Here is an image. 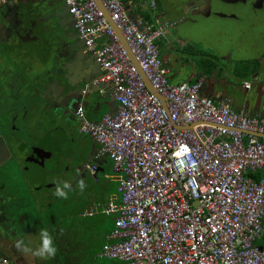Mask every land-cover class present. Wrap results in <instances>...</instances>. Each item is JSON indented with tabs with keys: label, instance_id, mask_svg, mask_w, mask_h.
Here are the masks:
<instances>
[{
	"label": "built area",
	"instance_id": "built-area-1",
	"mask_svg": "<svg viewBox=\"0 0 264 264\" xmlns=\"http://www.w3.org/2000/svg\"><path fill=\"white\" fill-rule=\"evenodd\" d=\"M98 2L104 11L94 0H61L100 72L82 95L110 89L116 106L94 123L82 106L76 110L79 133L97 147L84 171L95 176L96 161L108 157L118 185V197L101 211L113 228L97 258L124 264H264V249L255 245L263 231L264 178L254 179L264 171V116H247L225 100L204 96L201 77L168 81L160 42L169 40L176 21H133L122 0ZM157 2L148 0L153 13ZM97 211L90 206L82 216ZM0 264L10 261L0 254Z\"/></svg>",
	"mask_w": 264,
	"mask_h": 264
},
{
	"label": "flooded vegetation",
	"instance_id": "flooded-vegetation-1",
	"mask_svg": "<svg viewBox=\"0 0 264 264\" xmlns=\"http://www.w3.org/2000/svg\"><path fill=\"white\" fill-rule=\"evenodd\" d=\"M188 1H197L196 10L204 12L201 14L204 20L195 23L186 16L182 21L183 27L176 28L181 30V37L188 40L189 33L204 34L207 21L217 19L219 23L218 19L229 12L235 13L240 33L245 37L248 35L246 47L262 43L264 47V39H260V36L264 37V0H182L177 3L168 0L166 2L170 5L163 7L164 15L167 18L178 17L182 4ZM61 5L60 0H7L0 5V139L8 153L0 163V221L5 220L11 204L15 206L17 217V229L10 230L12 238L0 237V254L10 264H21L25 256V252L16 247L21 241L17 226L22 222V194L30 198L37 211L43 200L48 201L49 198L47 186L45 192L40 186L42 180L50 177L55 182L61 178L58 165L48 167L45 164V157L49 155L45 152V128L41 121H45V115L50 116L58 131L62 132V126H68L70 131L76 133L78 130L79 133L77 108L82 106L84 115H87L81 88L82 81L90 75H86L82 68L85 59L80 61L77 55L72 64L71 43L57 28L56 16ZM72 32L76 34L74 30ZM50 36L54 40L51 59L46 42ZM6 56L10 58L9 66H6ZM50 60L52 63L45 72V63ZM32 62L36 68L34 73L29 72ZM90 62L92 64L93 61ZM67 89H70L69 95ZM5 121L8 123L3 126ZM14 145L23 151V157L15 152ZM91 158L89 154L83 166ZM10 163L16 165L12 168L17 171L15 177H19L15 188L14 184H9L10 174L6 173ZM83 166L79 175L67 174L71 187L86 173Z\"/></svg>",
	"mask_w": 264,
	"mask_h": 264
},
{
	"label": "rangeland",
	"instance_id": "rangeland-1",
	"mask_svg": "<svg viewBox=\"0 0 264 264\" xmlns=\"http://www.w3.org/2000/svg\"><path fill=\"white\" fill-rule=\"evenodd\" d=\"M160 7L159 0L156 4L157 12L158 10L160 12ZM235 16V13L226 12L225 19H218L219 23H217V19L207 21L205 24L207 32L204 34L189 33L187 42L179 39L178 35L175 36L173 33L172 42L174 46L178 45L180 48L178 47V50L175 51L166 44H161L159 51L161 58L167 57L166 59H168L175 55L174 57L177 59H183L191 65V67H186V70L183 69L184 72L194 69L196 73L200 72L198 61L211 60L214 64L216 63L217 70L221 71V76L235 84V86L227 87L228 89H223L227 85H224L222 80L219 81L220 93L222 90L228 93L233 90V94L237 93L238 84L242 87L243 80L253 82L254 76L251 74V66L252 64H259L260 59L264 57V47H262L263 43L251 48L246 47L248 35L243 36L237 29L238 21ZM260 39L263 40L264 37L260 36ZM46 42L49 45V58L51 59L54 56L52 51L54 40L50 36ZM183 49L186 50L182 52ZM5 62L6 66H9L10 58L8 56H6ZM50 63H52L51 60L48 64L45 63V72ZM35 71V64L32 62L29 72L34 73ZM256 86L254 84L251 87L255 88ZM245 96L246 101H249L247 99L248 92ZM84 103L88 109V114H90L89 117L93 120H101L108 112L109 99L99 97L96 92H92L88 98H85ZM41 122L45 128V152L49 155L45 157V164L48 167L58 165L61 178L55 182H52L50 177L42 180L40 186H43L44 192L47 186L49 198L48 201L43 200L37 211L34 210V205L28 196L23 199L21 203L23 209L21 212L22 222L17 226L18 235L23 246L35 250L41 243L40 230L46 228L54 238L58 253L54 259L42 260L32 255L31 251L25 252L27 255H31L29 264H124L117 260H100L96 257L104 243L106 234L111 231L113 223L112 218L101 214L102 208L110 198L118 196L116 174L113 173L111 161L108 157H104L102 167L100 171L96 172L94 178L86 173L80 177L86 184L83 192L78 188L77 182L68 192V199L56 197L54 192L57 182L61 184L65 181L70 183L67 181L69 180L67 174L79 175V169L81 170L84 161L91 153L92 141L87 135L78 133V130L76 133L70 131L68 126H62V132L58 131L50 116L45 115V121ZM7 123L8 121H5L3 126ZM13 148L19 156H24L20 148L15 145ZM9 166L6 173L10 174L8 175L11 178L9 184H14L13 188H15L19 177H15L17 171L12 167L16 165L10 163ZM13 179L14 181H12ZM90 206L97 207V213L92 218L80 216L81 211ZM11 207L14 208V205L11 204ZM262 223L261 243L264 241V218Z\"/></svg>",
	"mask_w": 264,
	"mask_h": 264
},
{
	"label": "crops",
	"instance_id": "crops-1",
	"mask_svg": "<svg viewBox=\"0 0 264 264\" xmlns=\"http://www.w3.org/2000/svg\"><path fill=\"white\" fill-rule=\"evenodd\" d=\"M60 2H61V0H60ZM122 3L125 4V7H126L129 14L134 15L137 18H141L150 24L154 23L153 17L154 18H161L162 20H167L169 18H170L169 20L176 19V17L171 16V17L167 18L164 15V13H163L164 8L163 7L165 5H170V3L168 4L166 1L164 3V0H160L161 10H160V12H159V10L157 12V9H156V11L154 12L155 14L153 13V11L150 10V8L148 6V0H122ZM63 8H64V6L61 5V8H59V10L63 9ZM59 12L60 11H58L57 16H58ZM236 20H237V18H236ZM56 21H57V25H58L57 28L61 34H64L67 36H71L73 34V32H72L73 31L72 19L71 18L64 16L63 21H62L61 18L59 19L57 17ZM62 25H64V28L66 29V31H62V29H61ZM173 33L175 34V36L178 35L179 39H183V40H185V42H187L185 37L180 36V35H182L181 30L178 31V30H176V28H174L173 31H171L169 33V40L165 41V42H160V45L166 44L167 46H169L170 49H173L176 51V50H178V47L180 48V46H178V45L174 46V44L172 42V34ZM64 35H63V37H64ZM179 41L181 42V40H179ZM174 56L172 55V57L170 56L168 59H166L167 57L165 59L161 58L165 64V66L170 70V74L168 76V81L171 84H179L182 82H192V81L197 80L199 77H201L204 80V86L202 89V94L204 96L212 98L215 102H220L222 100L227 101L230 108L235 112H243L247 116H254V115L264 116V61L262 60V58L260 59L259 64H256V65L252 64V66H251V68H252L251 74H253L254 79H253V82H251V83L249 82L250 88L248 90H245L243 88V82H247L246 80H243L242 81V87L240 84H238L237 93L233 94L232 93L233 90L229 91L230 93L222 90L220 93L219 88H221V86H218L219 81L222 80L221 82H223L224 85H227L223 89H228L227 87H229L230 85L235 86V84H232V82H230V80L222 77L221 71L220 70L218 71L217 68L210 76L204 75L203 73H201V71L199 73H196L194 69H191V71H185L184 72V70H186V67H188V66L191 67V65H189L187 62H185L183 59H177ZM169 64L172 65V67H170ZM91 65H92V70H93L91 74L96 75V73H99V71L97 70V68L95 67V64L93 62ZM174 68H176V69H174ZM87 83L88 82L82 83L81 92L84 89L85 84H87ZM254 84L257 86L255 88H252L251 86ZM89 91H90L89 95L92 92H96L99 97H101L103 99H105V98L109 99L108 112L106 114H108V113L112 114L115 112L116 106H115V103L112 99L110 89H107V91L105 92L104 95H99L96 89H90ZM246 92H248L247 99L249 101H246V98H245ZM89 115L90 114H88V112H87V115H85V118L87 121H89L91 123L98 122V120L91 119L89 117ZM91 143H92V146H94V149H92V151H94V153H95L96 148H97L96 143L95 144L93 142H91ZM90 155H91V153H90ZM102 159L99 161H96L98 171H100V169L102 167ZM257 175H259V178H261V177L264 178V171H259L255 176H257ZM92 177H94V176H92ZM116 183H117V180H116ZM24 195L25 194L23 193L22 199L26 197ZM117 197L118 196H113L112 198H117ZM21 207H22V205L20 203V209H21ZM87 208H89V207H87ZM87 208H85V209H87ZM85 209H83L81 211L80 216H82V212ZM14 211H15V206H14V208H12L10 205L9 210H7L5 220L2 222L0 221V237H2L4 239H11L12 235H11L10 230H12V228H16L17 217L15 216ZM22 211H23V209H22ZM24 214L27 215V213H24ZM92 217H83V218H92ZM261 238L262 237H260L256 241L255 245L261 249H264V241L261 243ZM104 243H105V238H104ZM104 243L102 244V246L104 245ZM99 251H98V253H99ZM98 253H97V255H98ZM97 255H96V257H97ZM30 257H31V255H27L25 253V256L23 257L21 264H29V262H31ZM100 260H105V259H100Z\"/></svg>",
	"mask_w": 264,
	"mask_h": 264
},
{
	"label": "water",
	"instance_id": "water-1",
	"mask_svg": "<svg viewBox=\"0 0 264 264\" xmlns=\"http://www.w3.org/2000/svg\"><path fill=\"white\" fill-rule=\"evenodd\" d=\"M94 1L96 2L97 6L102 11H104L103 10V6L98 2V0H94ZM165 1H168V0H164V3H165ZM181 1L182 0H173V3H177V2H181ZM196 2L197 1H193V2L188 1L187 3H183L182 4V7L183 8L181 9V12H180L179 16L176 17V19L171 20V21H176L177 22V26L182 25V27L184 25V22H182V21L185 19L186 16H189V21H192V22H195V23L202 22L204 20V18H203L204 15H201V14H204V12L201 13V12H198L196 10L197 9L196 6H195L196 5ZM123 5L125 6V4H123ZM125 9H126V7H125ZM59 11L60 12H59V14H58L57 17L59 19L61 18L62 21H63V17L64 16L71 18L70 15L68 14V10H67L66 7H64L63 9H60ZM126 11H127V9H126ZM105 17L107 18V16H105ZM129 17L133 21H135L137 19V17H135L134 15H131V14H129ZM205 17H206V15H205ZM223 18L225 19L224 16H223ZM169 19H167V20L169 21ZM109 24L113 27L112 23L109 22ZM177 26H176V28H177ZM72 28H73V26H72ZM61 29H62V31H66V29L64 28V25H62ZM114 30L116 32V35L119 38L120 43L122 44V46L124 47V49L128 52L129 57L131 58L132 63L133 64H136L135 63V59L132 56V54H131V52L129 50V47L124 42L121 33L119 31H117L115 28H114ZM65 38L71 43V46L69 47V51H72L73 52V55H74V56L72 55L73 57L70 58L72 60V64L76 60L75 57L77 55L79 56L80 61L82 59H85L84 66L82 65V68H84V73L86 75H89L90 74L91 76L88 79H86L85 81H83V83L89 82L92 79H94L95 77L99 76L100 75V72L99 73H96V75L91 74L93 70H92V65H91L90 60L93 61V63L95 64V67L97 68V70H98V65L95 63L94 57L91 55V53L85 51V47H84V44H83V40L79 39L76 34H72L71 36L65 35ZM68 72H70L69 69H68ZM146 86L149 89V91L152 92V90H151V88H150V86H149L148 83H146ZM67 92H68V95H69L70 94V89H67ZM89 93H90V91L86 95H84V100H85V98H87L89 96ZM257 137L263 138L262 136H257ZM90 140L92 141V139H90ZM92 149H94V146H92ZM6 150L7 149H6V147H5L2 139H0V163L3 162L4 158L8 155V153H7ZM93 153H94V151H91V155H93Z\"/></svg>",
	"mask_w": 264,
	"mask_h": 264
},
{
	"label": "clouds",
	"instance_id": "clouds-1",
	"mask_svg": "<svg viewBox=\"0 0 264 264\" xmlns=\"http://www.w3.org/2000/svg\"><path fill=\"white\" fill-rule=\"evenodd\" d=\"M80 115H83L82 111ZM86 184L83 179L78 181V188L81 192L85 189ZM71 190V184L68 182H63V184L57 182L55 187L54 195L60 199H68V192ZM40 246L35 250L29 249L23 246L22 241H18L16 247L19 251L23 252H32V255L42 260L54 259L58 253V248L54 244V238L48 231V229L44 228L40 230ZM167 264V262H166Z\"/></svg>",
	"mask_w": 264,
	"mask_h": 264
},
{
	"label": "trees",
	"instance_id": "trees-1",
	"mask_svg": "<svg viewBox=\"0 0 264 264\" xmlns=\"http://www.w3.org/2000/svg\"><path fill=\"white\" fill-rule=\"evenodd\" d=\"M185 50L186 49H183L182 52L185 51ZM205 62H207V63H205ZM203 63L207 64V65L205 66ZM198 68L201 71V73H203L206 76H210L216 70L217 66H216V63L214 64V62H212L211 60L210 61L206 60V61H203V62H199L198 61ZM254 179L258 180L259 179V175L255 176ZM112 228H113V223H112Z\"/></svg>",
	"mask_w": 264,
	"mask_h": 264
}]
</instances>
